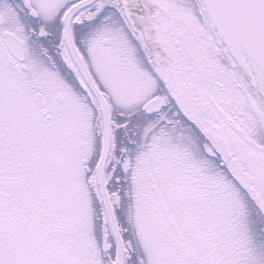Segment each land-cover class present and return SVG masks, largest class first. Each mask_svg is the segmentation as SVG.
Listing matches in <instances>:
<instances>
[{"label":"snow or ice","instance_id":"1","mask_svg":"<svg viewBox=\"0 0 264 264\" xmlns=\"http://www.w3.org/2000/svg\"><path fill=\"white\" fill-rule=\"evenodd\" d=\"M0 264H264V0H0Z\"/></svg>","mask_w":264,"mask_h":264}]
</instances>
